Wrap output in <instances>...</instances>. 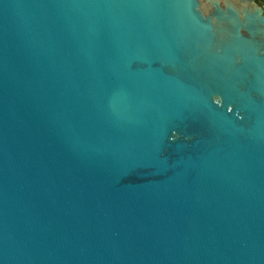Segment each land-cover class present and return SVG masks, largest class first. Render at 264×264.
<instances>
[{
	"label": "water",
	"instance_id": "obj_1",
	"mask_svg": "<svg viewBox=\"0 0 264 264\" xmlns=\"http://www.w3.org/2000/svg\"><path fill=\"white\" fill-rule=\"evenodd\" d=\"M0 264H264L255 0H0Z\"/></svg>",
	"mask_w": 264,
	"mask_h": 264
},
{
	"label": "flooded vegetation",
	"instance_id": "obj_2",
	"mask_svg": "<svg viewBox=\"0 0 264 264\" xmlns=\"http://www.w3.org/2000/svg\"><path fill=\"white\" fill-rule=\"evenodd\" d=\"M255 2L260 5L264 10V2L262 0H255Z\"/></svg>",
	"mask_w": 264,
	"mask_h": 264
}]
</instances>
